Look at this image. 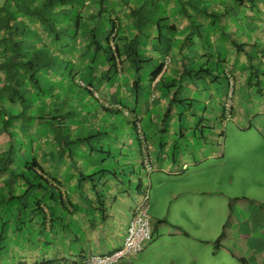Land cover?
Listing matches in <instances>:
<instances>
[{
    "label": "crops",
    "instance_id": "obj_1",
    "mask_svg": "<svg viewBox=\"0 0 264 264\" xmlns=\"http://www.w3.org/2000/svg\"><path fill=\"white\" fill-rule=\"evenodd\" d=\"M87 1L86 5L99 2V0ZM139 1L141 0H136L137 3ZM159 1L165 6L163 15L170 17L177 26V31L171 35V39H174L173 49L169 55L171 58L165 59L166 66L160 75L162 78L165 77L166 83L171 84L174 81L173 71L180 63L181 54L178 49L183 46L184 38L190 32V28L177 0ZM219 1L216 7L224 5V9L228 7L232 12L225 14L222 22L212 23L203 19L209 27L207 34L210 41L205 45L196 40L198 56L190 57L194 60L190 66L198 68L200 57L203 55L209 56L210 59L214 57L216 60H226L225 65L229 68L225 70H229L235 76L236 98L237 95L245 94L246 87L249 88L246 91L247 95L251 94L257 82L264 85L263 77L262 81L257 78L252 79L253 73L259 70L263 73L264 70V58L257 56L258 50L254 46H257V43L264 45L262 40L264 39V0L258 1L260 9L258 14L244 9L241 1L236 2L238 0ZM253 20L258 21L263 29L255 30L250 35L248 22ZM152 32L155 33V30L152 29ZM236 41L240 45V42L246 44L245 50L240 51ZM185 52L192 53L188 47L185 48ZM101 68L106 70L108 66L103 64ZM122 73L125 74L122 79L109 83L101 81L100 73L97 72L95 73L97 77L91 79L94 83L92 87L99 93L100 103L106 106H115L127 101L131 112L129 116L124 115L125 118L130 122L142 123L143 129L138 125L140 128L138 135L133 132L131 125L125 124L124 120L120 128L109 126L119 123V118L116 116H107L109 120L102 126L100 123L105 121L106 115L95 109L96 118L89 116V122L88 118L83 117L86 125L96 124L94 128L85 125L76 126L73 130H69L66 137H89L106 130L110 138L99 143L82 142L69 148H65L66 144H62L64 148L62 152L55 131L40 126L37 122L30 128L29 137L25 141L24 156L28 157L14 163V167L24 166V162L28 163L29 166L34 167L33 171H37L38 176L43 175L55 188L29 191L20 180L11 179L6 171L0 172V264H78L83 263L90 256H104L120 249L134 215L137 195L144 182L139 175L142 169L148 173L150 181L145 193L153 221V240L137 256L123 259L115 264H200L196 249L200 243L203 244L202 246H207L209 258L215 259L216 256L223 254L224 261L221 264L228 263V258L226 260L224 255L228 251L237 255L236 252H232L233 248L222 241L223 235L216 240L213 234L199 237L197 230L200 226L198 224L201 223H198L193 210V205L198 206L196 202L199 201V194L204 196L215 194L209 186H204L205 190L201 192L192 181L201 174L200 163L208 159L216 162L224 159L226 141L225 151L224 148L219 151L206 148L207 144L204 145L202 153L200 151L196 153L191 148L192 145L185 144L183 140L180 142L173 140L170 134L176 135L177 127L172 130V120L180 109L177 102L184 99L177 92L174 93L179 89L175 87L173 92L160 90L153 100V83L148 81L149 102L147 105H142L141 102L133 112L135 105L131 89L137 77L129 71ZM45 80L54 82L55 79ZM186 86L191 87L186 91V97L190 96L189 93L194 96L195 92L202 89L198 83ZM66 88L68 96L72 97V90ZM239 88L242 91H239ZM211 99L217 104L220 112L223 111L224 116L228 118L227 120L224 118V121H231L235 99L228 100V86L222 95L217 94V88L214 86ZM53 106L51 108L50 104H47L45 111H51ZM95 107L97 105L92 102V109L89 110L93 112ZM87 108L85 113L89 112ZM81 109L83 111V108ZM211 109L215 110V106ZM13 111L14 109L8 106L5 109L8 115ZM154 117H160V121L164 118L168 122L154 125ZM12 130L18 134L22 133L18 127ZM162 135L166 137L163 138ZM8 137L0 128V158L10 147ZM182 138L181 136L180 139ZM143 139L147 143L146 149L143 146ZM147 158L151 166L150 170L145 165ZM255 221L252 224L247 219L236 225L241 235L247 234L244 242L249 250L245 256L242 254L240 258L242 264L244 262L264 264V236H262L264 224L263 221L257 219ZM258 225L263 228L260 230ZM256 232H259V235Z\"/></svg>",
    "mask_w": 264,
    "mask_h": 264
},
{
    "label": "trees",
    "instance_id": "obj_2",
    "mask_svg": "<svg viewBox=\"0 0 264 264\" xmlns=\"http://www.w3.org/2000/svg\"><path fill=\"white\" fill-rule=\"evenodd\" d=\"M177 1L181 13L189 23L190 32L185 36L183 46L178 49L181 54L180 63L173 71L174 81L168 84L164 80L165 77L162 78L160 75L166 66L164 65L165 59L171 58L169 55L174 44L171 35L177 31V26L170 20V17L163 15L165 6L159 0H146V2L141 0L139 3L136 0H99L97 4L87 5V0H5L4 4L0 5V128L12 141L10 147L0 158L2 162L0 172L6 171L11 179L20 180L29 191L55 188L43 175L38 176L37 171H33L34 167L29 166L28 163L24 162V166L14 167V163L25 160L28 156H24L26 147L23 145L20 154L17 155L14 151L16 138L20 137L24 141L27 139L19 136L12 128L18 127L22 132L29 131L39 122L38 125L55 131L62 152L64 150L62 144H66L65 148L82 142L91 144L100 134L109 135L106 130H103L89 137H66L71 129L68 127L70 123H75L72 128L78 126L79 123L81 125L78 127L87 126L83 117L88 118L92 114L90 110L88 113H85V110L81 111L85 113L84 115L80 113L82 121L74 115L82 109L78 110L71 105L69 100L70 96H68L66 87L72 90V83L79 90L90 95V102L94 100L97 105L93 108L94 110L98 109L106 115L105 121L100 123L102 126L108 122L107 116L123 117L125 124L131 125L133 132L139 134L140 128L137 121L130 122L124 116L126 111L131 112L127 101L113 108L100 103V98L94 94L96 91L93 90L94 83L91 80L97 77L95 75L97 72L100 73L101 81L109 83L122 79L125 76L122 73L124 71L132 72L137 77L131 89L135 105L133 112L141 104L144 90L142 88L143 78L150 83H154L159 78L152 94L153 92L157 94V90L173 92L175 87L179 91L174 93L179 94L182 87L194 83H198L202 89L208 87V84L212 87L220 86L222 85L221 80L231 82V78L235 88V76L229 70H225L229 68L225 65L226 60H216L214 57L210 59L209 56L203 55L200 57L198 68L190 66L194 61L190 57L198 56L196 40L205 45L210 41L207 34L209 27L203 19L212 23L222 22L225 14H230L232 10L228 7L224 9V5L216 7L204 0L201 2L197 0ZM240 1L243 3V8L249 12L260 13L259 0H238L236 2ZM62 19L66 22H62ZM261 29L263 28L258 21L248 22L250 35L255 30ZM64 35L72 37V40L80 38V42L65 43ZM236 43L239 44L237 41ZM240 43L241 45L238 46L240 51L245 50L246 44ZM254 46L258 50L257 56L263 59L264 45L257 43V46ZM186 47L192 53H186ZM68 55L74 59L77 56L75 60H78V63H74V59L68 58ZM100 58L103 59L102 62ZM103 64L108 66L106 70L101 68ZM68 68H71L68 73L71 79L66 78L67 75L65 77L58 74L65 69L68 71ZM54 70H56V76L63 79L58 80V78L54 82L46 81L47 76L55 77L52 74ZM262 71L263 73L260 70L253 73L252 79L264 78V70ZM79 72L84 79L77 75ZM76 80L83 82L85 86L79 85ZM56 83L65 89L56 90L54 88ZM46 84L47 86L52 84L54 87H50L49 90L45 88ZM256 86L259 88L257 92L260 95L263 94L264 85L257 82ZM79 90H72V93H77ZM35 97L37 99L29 109L27 103L35 100ZM184 101L177 103L182 104ZM47 104H50L51 108L54 105L51 111H45ZM7 106L14 109L10 115L5 112ZM33 118H35L34 123L31 121V125H26L28 128L25 124L19 123H23L22 119L33 120ZM121 123L122 119L119 118V123L109 124V126L117 129L115 125L121 127ZM94 125L96 124L93 123L92 126L89 123L88 127L92 129ZM95 131L94 129L93 132Z\"/></svg>",
    "mask_w": 264,
    "mask_h": 264
},
{
    "label": "rangeland",
    "instance_id": "obj_3",
    "mask_svg": "<svg viewBox=\"0 0 264 264\" xmlns=\"http://www.w3.org/2000/svg\"><path fill=\"white\" fill-rule=\"evenodd\" d=\"M197 1L201 2V0ZM204 1L215 6L220 3L219 0ZM4 2L5 0H0V5L4 4ZM61 21L66 22L63 21V19ZM71 38L68 35H64V42L69 44L80 42V38H73V40ZM40 42L42 43L43 41L41 40ZM41 43L40 45L43 47V44ZM68 58L73 57L68 55ZM75 59H77V56ZM75 59L74 63H78V60ZM100 60L101 62L103 61L102 58H100ZM79 63H81V61H79ZM68 69V71L65 69L58 74L65 77L67 75L66 78L71 79V77L68 76L71 68ZM55 71L56 70L52 73L53 76L55 75L54 78L47 76L46 79H63L58 75L56 76ZM77 75L84 79L80 72ZM42 81L47 83L45 80ZM221 81L222 85H215L217 88V94L222 95L224 89L228 86V100L235 99L234 110L232 109L233 119L225 122L224 118H226V120L228 118L224 116L223 111L220 112L217 104L213 103L211 97L214 86L211 87L212 85L210 86V84H208V87H203L200 91L195 92L194 96L189 93V97H186V91H189L191 87L184 86L181 88L179 96H183L184 99H181L185 101L182 104L177 103V106H180V109L175 113V117L172 120V130H175V127H177L175 132L176 135L170 134V136L177 142L183 140L185 144L192 145L191 148H193L196 153L197 151L202 153V151H204V145L207 144L206 148L215 149L217 151L224 148L225 151L226 141L225 158L220 161L217 160L218 162L208 159V161L200 163V167L202 168L200 172L201 174L196 177L193 176L194 179L192 177L193 183L196 184V187H198L201 192L205 190L204 186H209L215 193L214 196H204L199 194V201L196 202L198 203V206L193 205V210L198 223H201L198 224L200 226L197 230L199 237L201 238L206 234L211 236L213 234L215 235L214 240H216L219 236L223 235L222 241L226 245L233 248L232 252H236L238 255L237 256L232 253L230 254L228 251L229 254L228 252L224 254L226 256V260L228 258V263L226 262V264H242L240 262V258L242 254L245 256L249 250L244 242V239H247L245 236L247 234L241 235L238 232L236 225H238L241 221H247V219H249L252 224L256 222V219L263 221L264 224V95L262 97L257 92L259 89L258 86L253 88L251 94L246 95V91L249 89L246 87L245 94L243 96L237 95L235 98L237 88H234L228 80ZM57 83L55 87L52 84L50 86H47L46 84L47 87L45 86V88H48L49 90L50 87H54L56 90L65 89L62 88V85ZM72 86L73 91L79 90L75 84L72 83ZM142 88L144 90L142 91L143 94L141 102L143 100L144 103H142V105H147L149 102L150 91L148 80L146 78H143L142 80ZM242 89L244 91V87ZM242 89L239 88V91H242ZM90 90L92 89L90 88ZM94 94L100 97L98 92H95ZM72 95L73 96L70 97L69 100L71 105L76 107L78 110L83 108L84 111L87 107L92 109V102H88V100L91 101L90 95L85 94V91L79 90V92L72 93ZM36 99L37 97H35V100H31L27 103V107L29 109ZM92 101L95 103L94 100ZM213 106H215V110L211 109ZM113 107L114 106H111L110 108ZM95 112L96 110L93 111L91 115L96 118L97 115ZM80 113L81 110L78 113L75 112L74 115L79 117V121H82V115H80ZM91 115L90 118L92 117ZM125 115L129 116L130 111H126ZM35 118H33V120L22 119L23 123H19L21 125L25 124V127L28 128L26 125L30 124L31 121L34 123ZM119 118L124 120L123 117ZM170 118L172 117H169V119ZM160 122L167 124L168 121L164 120V118L160 121V117L153 118L154 125H160ZM72 123H70L71 125L68 127L73 130L74 127L72 128V125L75 126V123ZM90 124L93 126V123ZM137 124L143 129L142 123L137 122ZM80 125L81 124L79 123L78 126ZM115 126L120 127V125ZM178 127L181 128L178 129ZM25 131L20 133L19 136L27 139L30 134V129L29 131ZM162 136L163 138L166 137L165 135ZM181 136L183 137L182 139H180ZM109 137L110 134H100L99 137L96 138L95 142L99 143L101 142V139L108 140ZM11 141L12 140L8 137L9 145H11ZM14 141V151L18 155L20 154L21 146L25 145V141L20 137L16 138ZM211 145H213V147ZM147 174L148 173L143 169L141 170V174H139L141 176L140 178H142L144 182L140 193L137 195L138 199H141L144 196L147 187L150 185ZM205 183H207V185H204ZM167 210H169V208H167ZM203 228H208L209 230H204ZM259 228L261 230L263 227L260 226ZM262 232V236H264V231L262 230ZM256 234L259 235V232H256ZM252 236L255 237L254 235ZM202 245L203 244L200 243V245L196 248L200 257V264H221V262L224 261L222 258L223 254L216 256L215 259L212 257L209 258L207 246Z\"/></svg>",
    "mask_w": 264,
    "mask_h": 264
},
{
    "label": "built area",
    "instance_id": "obj_4",
    "mask_svg": "<svg viewBox=\"0 0 264 264\" xmlns=\"http://www.w3.org/2000/svg\"><path fill=\"white\" fill-rule=\"evenodd\" d=\"M159 79L154 81L153 90ZM77 83L85 86L83 82L76 80ZM231 85H234V81L231 78ZM153 92L152 97L155 98L156 94ZM230 107V102H228ZM143 146L147 148V143L143 139ZM147 169H151L148 158L145 160ZM153 221L149 215V205L147 202V194L138 199L133 218L127 229V235L123 246L117 249L111 254L104 256H90L83 263L78 264H115L123 259H130L137 256L139 253L144 251L146 246L153 240ZM60 264H71V263H60Z\"/></svg>",
    "mask_w": 264,
    "mask_h": 264
},
{
    "label": "clouds",
    "instance_id": "obj_5",
    "mask_svg": "<svg viewBox=\"0 0 264 264\" xmlns=\"http://www.w3.org/2000/svg\"><path fill=\"white\" fill-rule=\"evenodd\" d=\"M154 233V232H153ZM145 250V249H144ZM143 252V251H142Z\"/></svg>",
    "mask_w": 264,
    "mask_h": 264
}]
</instances>
